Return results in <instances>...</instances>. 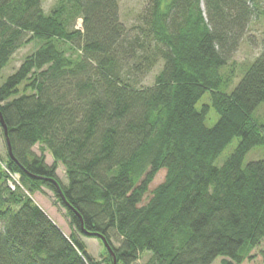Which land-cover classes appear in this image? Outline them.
Segmentation results:
<instances>
[{
  "label": "trees",
  "instance_id": "obj_1",
  "mask_svg": "<svg viewBox=\"0 0 264 264\" xmlns=\"http://www.w3.org/2000/svg\"><path fill=\"white\" fill-rule=\"evenodd\" d=\"M142 20L131 39L116 0H59L49 14L43 0H0V73L40 42L0 86L14 155L0 159V264H243L263 244L264 159L244 161L264 147V120L253 116L264 104V51L231 92L235 71L223 69L248 29L264 27V0H151ZM160 63L154 85L138 86ZM207 92L211 105L198 109ZM211 108L214 127L205 123ZM3 165L31 195L54 193L70 236L9 190ZM77 231L102 243V261Z\"/></svg>",
  "mask_w": 264,
  "mask_h": 264
},
{
  "label": "rangeland",
  "instance_id": "obj_2",
  "mask_svg": "<svg viewBox=\"0 0 264 264\" xmlns=\"http://www.w3.org/2000/svg\"><path fill=\"white\" fill-rule=\"evenodd\" d=\"M59 0H43V9L47 14H49L53 8L57 5ZM118 5V17L120 23L125 27V30L129 38H134L139 32V27L143 26L142 17L147 9L151 5V0H116ZM75 29L84 31V20L79 18L75 23ZM40 46L39 41H33L27 46L19 49L12 57L10 63L1 71L0 73V86L8 79L10 75L16 72L24 60L32 55ZM264 51V27L259 25H252L246 34L243 36L239 47L235 53L228 60L227 66L223 69V72L226 74L230 70L235 71V78L230 86V89L227 92H231L232 89L239 83L241 80L244 71L246 68ZM163 63H160L155 67L151 72L145 76L140 77L138 86H153L155 83L156 75L161 71ZM224 89V88H223ZM209 104L211 105L210 94L207 92L201 98L200 102L197 104V108L200 109L202 105ZM259 120H264V104H262L259 109L253 115ZM219 115L214 108H211L210 113L206 119V125L208 127H214L218 122ZM240 137H235L233 141L223 150V152L215 160V165L221 167L231 154L237 148ZM7 144L4 137V132L0 126V159L1 163H6L7 157ZM33 152L37 155L41 154L40 146L37 145L33 148ZM46 163L52 165L54 160L50 152H46ZM264 159V147L255 148L251 150L244 161V165L249 164L250 162ZM5 169V165H3ZM57 176L64 184H68V179L66 176V171L64 166H59L57 169ZM166 170H161L155 177L153 183L150 186V189H155L158 185L162 184L165 180ZM7 185V179H6ZM30 196L33 201L40 206L48 216L61 228V230L67 235L70 236L72 233V228L70 222L66 216V210L62 208L58 203H56L55 195L49 190H44V192H37L34 194H27ZM150 199V194H148L144 200L143 204H146ZM1 227V225H0ZM77 237L84 242L86 248L92 257L100 262L102 261L104 248L102 243L93 237L86 236L80 231L76 232ZM111 240L115 247H120L122 243V238L117 235L115 231L111 233ZM264 248V242L257 250L253 252V258L246 260L243 264H263V258L261 255V250ZM148 257L145 256L140 259L135 264H144L147 261ZM221 258H218L213 264H221Z\"/></svg>",
  "mask_w": 264,
  "mask_h": 264
},
{
  "label": "water",
  "instance_id": "obj_3",
  "mask_svg": "<svg viewBox=\"0 0 264 264\" xmlns=\"http://www.w3.org/2000/svg\"><path fill=\"white\" fill-rule=\"evenodd\" d=\"M0 125H1V127H2V129L4 131V135L7 137L6 142H7V145H8L9 155L11 156L12 159H14L11 142H10V140L8 138V127H7L6 123H5V120H4V117H3L2 113H1V111H0ZM57 187H58L59 193L62 196L63 200L66 201L65 196H64V194H63V192H62V190H61V188H60L58 183H57ZM81 227H82V231L87 233V231L84 228L82 220H81ZM98 236L102 240V242L104 243V245L108 249V251L110 253H113V249H112L110 243L107 241L106 237L104 235H101V234H99Z\"/></svg>",
  "mask_w": 264,
  "mask_h": 264
},
{
  "label": "built area",
  "instance_id": "obj_4",
  "mask_svg": "<svg viewBox=\"0 0 264 264\" xmlns=\"http://www.w3.org/2000/svg\"><path fill=\"white\" fill-rule=\"evenodd\" d=\"M5 170L7 172V187L9 190L11 192L22 191L29 194L21 183V176L18 173L9 171L7 168Z\"/></svg>",
  "mask_w": 264,
  "mask_h": 264
}]
</instances>
